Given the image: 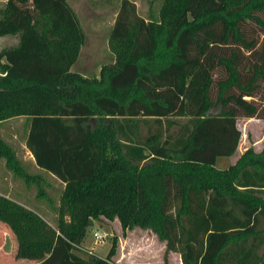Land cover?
I'll use <instances>...</instances> for the list:
<instances>
[{
    "label": "trees",
    "instance_id": "obj_1",
    "mask_svg": "<svg viewBox=\"0 0 264 264\" xmlns=\"http://www.w3.org/2000/svg\"><path fill=\"white\" fill-rule=\"evenodd\" d=\"M4 35L0 122L24 117L22 142L60 184L53 222L0 193L15 245L48 251L34 264H114V243L78 252L99 216L149 229L164 264H264V146L214 164L237 118L264 119V0H161L146 18L119 0L97 75L69 69L84 33L66 0H5ZM0 159L52 200L2 135Z\"/></svg>",
    "mask_w": 264,
    "mask_h": 264
},
{
    "label": "rangeland",
    "instance_id": "obj_2",
    "mask_svg": "<svg viewBox=\"0 0 264 264\" xmlns=\"http://www.w3.org/2000/svg\"><path fill=\"white\" fill-rule=\"evenodd\" d=\"M134 3L139 16L146 18L151 12L154 16L161 0H130ZM67 4L74 11L78 22L84 33V41L81 44L77 57L71 63L69 69L80 72L84 75H97L100 64L112 60V54L107 46V36L110 25L116 14L119 0H66ZM22 117L21 120H23ZM19 117H11L0 122V135L6 138L17 150L23 149L21 138L15 139L5 137V132L10 128H20ZM236 124L240 129V145L245 143L247 133H259L264 130V119L245 117L237 118ZM144 132V129L142 130ZM239 145V146H240ZM228 158V157H227ZM225 156H217L216 165L220 167L221 160ZM2 160V159H0ZM220 160V162H219ZM30 172H39L43 175V191L50 195L51 201L45 197L36 196V185L25 182L17 177L7 174L5 183L11 186V190L22 191L26 199L25 205L35 209L43 215L49 222H53L55 215L54 206L57 203L59 182L51 174L40 169L27 166ZM22 184H25L23 187ZM10 190V191H11ZM97 231L101 234V240H94L92 233ZM114 243V254L112 260L114 264H164L163 250L164 243L153 235L149 229L137 225L125 228L123 232L119 221L99 216L92 219L87 227L85 236L81 242L83 249L79 248L81 255H86L88 250L99 256H104L110 244ZM32 250V251H31ZM34 249L21 250L15 245L14 237L10 229L0 222V264H31L30 258L39 255ZM32 254L33 256L29 255ZM167 264H181L177 252L168 251L166 253Z\"/></svg>",
    "mask_w": 264,
    "mask_h": 264
},
{
    "label": "crops",
    "instance_id": "obj_3",
    "mask_svg": "<svg viewBox=\"0 0 264 264\" xmlns=\"http://www.w3.org/2000/svg\"><path fill=\"white\" fill-rule=\"evenodd\" d=\"M4 1L5 0H0V7L2 6ZM15 42H16V38L14 36H11V35L0 36V48L14 45ZM14 117H19L20 123H21V121H22L21 119L23 117L22 115H17ZM250 118H254V117H248L247 119H250ZM255 119H257V118H255ZM23 129H24V126L22 124H21L19 129L17 127L15 129L10 128L8 131L5 132V137L9 136L11 138L13 137V138L18 139V140L21 138V140H22ZM6 138H8V137H6ZM239 145H240V141H238V144H237L234 152L228 156H225L226 159L221 160L222 165H219L220 168L226 167L228 164L232 163L237 158V156L240 154V152L246 147L250 146V147H252V149L254 151H259L260 149H262V147L264 146V130H261L259 133H247L245 143L241 144L240 146ZM22 146H23V149H20V150L16 149L17 155L23 160V163L26 165V167L29 165L31 168L33 167V168L39 169V167H37L34 163L31 152L27 149V147L24 145L23 142H22ZM216 159H217V157L215 158V162H214L215 166H217L216 165ZM219 162H220V160H219ZM9 173L10 172L3 165V160H0V193H3L6 196L14 199L15 201L25 205L26 199L24 198L25 196H24L23 192L18 191V190H15V192H14L13 190H11V186L4 182L6 180V178L8 177L7 174H9ZM12 178H13V176H12ZM22 185H23V187H25V184H22ZM152 234L154 235V233H152ZM37 251H38L39 255H35L29 259L31 264H34L37 260L42 258L48 252L47 250H43V249H38Z\"/></svg>",
    "mask_w": 264,
    "mask_h": 264
},
{
    "label": "built area",
    "instance_id": "obj_4",
    "mask_svg": "<svg viewBox=\"0 0 264 264\" xmlns=\"http://www.w3.org/2000/svg\"><path fill=\"white\" fill-rule=\"evenodd\" d=\"M92 235H93V237H94V240H96V241L101 240V234H99L97 231H94V232L92 233ZM79 247L83 249L82 246H79ZM88 251H89V250H88Z\"/></svg>",
    "mask_w": 264,
    "mask_h": 264
}]
</instances>
